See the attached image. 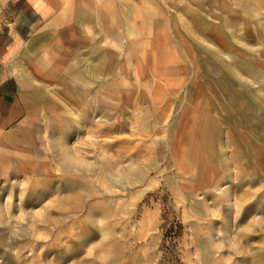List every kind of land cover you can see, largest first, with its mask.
Wrapping results in <instances>:
<instances>
[{
	"label": "rangeland",
	"instance_id": "374dc122",
	"mask_svg": "<svg viewBox=\"0 0 264 264\" xmlns=\"http://www.w3.org/2000/svg\"><path fill=\"white\" fill-rule=\"evenodd\" d=\"M2 82L0 264H264V0H0Z\"/></svg>",
	"mask_w": 264,
	"mask_h": 264
},
{
	"label": "bare ground",
	"instance_id": "6f19581e",
	"mask_svg": "<svg viewBox=\"0 0 264 264\" xmlns=\"http://www.w3.org/2000/svg\"><path fill=\"white\" fill-rule=\"evenodd\" d=\"M58 147H59V150H61V148H62V150L64 151V153L66 152V147H65V144L64 143H58ZM66 155V154H65ZM62 166L65 168V167H67L65 164H62ZM27 168L25 167V169L24 170H26ZM37 171V168H36V166L35 167H31V171ZM2 233H4V232H2ZM0 246H2V248H7V246H8V244L6 245V243H5V241H4V236H2L1 238H0ZM10 248H8V250H9Z\"/></svg>",
	"mask_w": 264,
	"mask_h": 264
},
{
	"label": "crops",
	"instance_id": "0c3cea01",
	"mask_svg": "<svg viewBox=\"0 0 264 264\" xmlns=\"http://www.w3.org/2000/svg\"><path fill=\"white\" fill-rule=\"evenodd\" d=\"M7 2L8 1H11L12 3H17L19 0H6ZM27 3H29L30 2V0H25ZM30 5V7H32L31 6V4H29ZM41 12H38V11H34L33 12V15L35 14V15H39ZM0 85H3L4 87L5 86H7L8 85V82H2V83H0Z\"/></svg>",
	"mask_w": 264,
	"mask_h": 264
}]
</instances>
